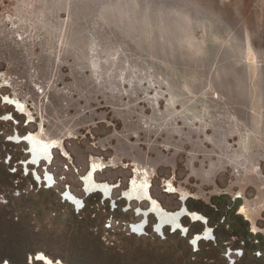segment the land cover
Masks as SVG:
<instances>
[{
	"label": "water",
	"instance_id": "obj_1",
	"mask_svg": "<svg viewBox=\"0 0 264 264\" xmlns=\"http://www.w3.org/2000/svg\"><path fill=\"white\" fill-rule=\"evenodd\" d=\"M0 63L80 128L264 179V0H0Z\"/></svg>",
	"mask_w": 264,
	"mask_h": 264
},
{
	"label": "rangeland",
	"instance_id": "obj_2",
	"mask_svg": "<svg viewBox=\"0 0 264 264\" xmlns=\"http://www.w3.org/2000/svg\"><path fill=\"white\" fill-rule=\"evenodd\" d=\"M18 136L53 147V164L28 166ZM93 165L98 183L117 186L110 199L84 192ZM133 183L152 185L168 212L187 196L188 210L207 223L184 218L187 235L170 227L159 235L150 215L134 230L149 204L123 199ZM207 228L213 236L194 246ZM39 254L53 264H264V179L80 128L0 63V261L44 264Z\"/></svg>",
	"mask_w": 264,
	"mask_h": 264
},
{
	"label": "flooded vegetation",
	"instance_id": "obj_3",
	"mask_svg": "<svg viewBox=\"0 0 264 264\" xmlns=\"http://www.w3.org/2000/svg\"><path fill=\"white\" fill-rule=\"evenodd\" d=\"M8 103L5 102V105ZM16 142L18 143H26L28 145V148L30 150V161L28 162V166H41L42 163H45L47 166H50L53 164V155L52 152L54 150L53 147L50 148L49 145L43 144L42 142H39L37 137L34 136H28L26 138L24 137H17ZM29 168V167H28ZM92 169L96 171L95 165H93ZM36 178L39 180V182H47L49 185L54 184L53 177L47 173L45 176L46 181L44 180V177H40L38 173H35ZM93 173H90L89 177L87 178L85 182V178L83 177L82 182L84 184V192L85 193H100L104 195L107 199H110L113 195L114 190L117 188V186L110 185L111 188L107 186V183H98L95 185V182L92 179ZM152 185L148 187L147 184L140 183V185H136L135 183L132 184V188H128L127 191L123 193V199L127 200L128 202H140L145 203L147 202L149 204V208L139 209L138 214L143 217V223L136 226L133 225V229L139 232H142L145 229V226L147 224V218H149L150 215H153L157 218V224L155 227V232L159 235H164V230L167 227L172 228L175 232H182L185 235L188 233V229L183 225L182 220L184 218H189L194 223H207V220L200 214L194 213L188 210L186 206V200L187 196L182 195V206L181 208L176 212H168L166 211L160 203L155 200L152 197L151 193ZM108 189H110V194L108 193ZM168 193H177L176 188H170L168 187ZM65 198L70 201L71 203L77 205L79 208H81L82 200L74 196L70 191L66 193ZM242 213L247 215L246 209L242 210ZM248 216V215H247ZM213 236L212 231L207 228L206 232L201 235H196L193 237L192 244L194 246H198L201 240L205 239L206 237ZM40 257H43V261H41ZM35 261V259H33ZM37 261L43 262L44 264H53L50 259L46 258L43 254H39L37 256Z\"/></svg>",
	"mask_w": 264,
	"mask_h": 264
},
{
	"label": "crops",
	"instance_id": "obj_4",
	"mask_svg": "<svg viewBox=\"0 0 264 264\" xmlns=\"http://www.w3.org/2000/svg\"><path fill=\"white\" fill-rule=\"evenodd\" d=\"M92 173H93L92 179H93V181L95 182V185H97L98 182H97L96 179H95V174H96V172L94 171V172H92ZM89 175H90V174H88L87 177L85 178V182H86L87 178L89 177ZM98 185H99V184H98ZM107 186H108L109 188H111V187H110V184H107ZM109 190H110V189H108V193L110 194V191H109Z\"/></svg>",
	"mask_w": 264,
	"mask_h": 264
},
{
	"label": "snow or ice",
	"instance_id": "obj_5",
	"mask_svg": "<svg viewBox=\"0 0 264 264\" xmlns=\"http://www.w3.org/2000/svg\"><path fill=\"white\" fill-rule=\"evenodd\" d=\"M40 259H41V261H43V257H40ZM0 264H5V262H3V261H0Z\"/></svg>",
	"mask_w": 264,
	"mask_h": 264
}]
</instances>
